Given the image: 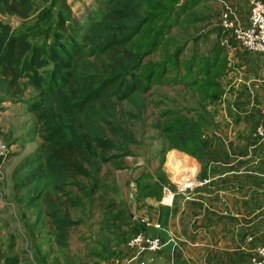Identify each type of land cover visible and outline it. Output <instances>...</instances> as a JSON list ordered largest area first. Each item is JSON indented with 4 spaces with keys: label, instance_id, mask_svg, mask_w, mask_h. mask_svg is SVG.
<instances>
[{
    "label": "trees",
    "instance_id": "1",
    "mask_svg": "<svg viewBox=\"0 0 264 264\" xmlns=\"http://www.w3.org/2000/svg\"><path fill=\"white\" fill-rule=\"evenodd\" d=\"M103 2L105 6L93 13L81 32L67 0H0L1 14L24 20L14 28L0 19V104L25 103L35 115L42 139L12 172L14 188L22 192L14 202L33 213L34 227L44 228L48 220L56 244L66 249L71 229L82 222L71 217L70 209L83 204L81 193L89 192L91 197L104 186L110 189L103 182L105 165L122 169L124 158L135 155L131 146L139 145L140 140L128 128L129 123L144 119L154 80L164 79L169 67L178 68L185 45L194 38H187L184 45L174 43L178 45L174 53L162 61L146 59L155 47L164 45L162 40L175 27L203 20L202 15L194 22L181 20L202 0H182L181 4L179 0ZM161 18L159 32L144 36L151 23ZM187 34L190 36L188 30ZM224 53L218 44L208 56H191L188 68H195L199 76L188 72L175 83L182 81L190 89L209 90L214 92L212 98L219 97L223 89L216 78L228 69ZM193 111L200 109L188 113ZM182 113L164 110L152 126L160 130L163 140H170L169 148L203 160L209 144L202 139L200 125L207 120H178ZM10 139L11 135H5L6 141ZM162 173L160 180L139 183L138 198L161 197V182H168ZM86 180L92 181L90 188ZM71 187L76 194H69ZM114 206L112 202L109 207ZM120 212L124 213L119 210L117 214ZM143 229L142 224L137 226L134 235ZM0 259L2 264H20L17 255H4L1 249Z\"/></svg>",
    "mask_w": 264,
    "mask_h": 264
},
{
    "label": "crops",
    "instance_id": "2",
    "mask_svg": "<svg viewBox=\"0 0 264 264\" xmlns=\"http://www.w3.org/2000/svg\"><path fill=\"white\" fill-rule=\"evenodd\" d=\"M224 5L232 7L242 24L246 25L249 21L246 0H215L214 8L211 6L210 10L206 0L198 5L204 10L202 21L207 22L204 23V38L214 33V43L206 56L216 45H222L230 77L229 84L221 87L227 92L225 96L229 99V106L227 111L224 108V118L217 120L210 130L214 135L213 141L203 158L202 173L212 178V187L203 189L197 201H188L183 208L180 207L182 200L163 193L159 199L152 196L140 199L139 183L147 180V174L150 178H159V170L155 171L153 164L146 163L150 154L146 152L144 156L135 152V155L124 158V168L105 165L102 175L109 172L110 176L118 175L122 171L134 174L130 185L138 201L136 210L130 209L128 196H119L102 187L107 192L101 188L92 195L87 205L81 204L83 211L78 212L81 208H74L77 215L71 211V217L82 222L71 229L70 247L66 249L56 244L48 220L46 227H34L36 217L23 207L20 218L29 238L26 240L22 235L21 219L11 212V217L16 219L17 224L19 220L20 224L15 231L7 225L0 229V249L4 255H17L20 264H125V243L141 225L140 217L150 213L162 224V229H151V232L161 235L167 244L147 264H251L257 246L264 239V202L261 194L264 138L257 134L259 125L264 128V54L242 49L232 35L221 28L220 15ZM22 103L5 101L0 104V131L5 128L6 132L15 122L10 107ZM2 125L4 128H1ZM34 133L38 147L42 139L37 130ZM34 151H27L19 144L11 146V152L17 153V157ZM184 153L174 150L169 156L186 157ZM167 178L168 182H161L162 187L171 184L168 175ZM114 186L110 188L116 189L117 183ZM104 193L105 198L99 199V195ZM112 202L116 206L109 207ZM143 203L147 209H144ZM7 208L12 211L10 206ZM119 210L124 213L117 214ZM9 225L12 226L11 223Z\"/></svg>",
    "mask_w": 264,
    "mask_h": 264
},
{
    "label": "rangeland",
    "instance_id": "3",
    "mask_svg": "<svg viewBox=\"0 0 264 264\" xmlns=\"http://www.w3.org/2000/svg\"><path fill=\"white\" fill-rule=\"evenodd\" d=\"M181 1L182 0H179L178 3L181 4ZM206 2L209 5V10L211 9V6H213L214 8L215 0H206ZM67 3L70 6L74 19L76 20L78 29L81 30V32H84L82 26L85 24V22H87L88 19L92 17L93 13L98 11L100 7L105 6L103 0H67ZM43 5H44L43 3H40L39 6H43ZM201 8H202L201 6H197L195 9L189 11L185 15H182L181 20L184 19L187 21L192 20V22H194L193 19L197 18L198 16H201L202 13L204 12V10ZM0 19L10 22L14 28H18L24 22V20H22L17 16L3 15L1 13H0ZM180 22L182 23L183 21ZM204 23L207 24V22L204 21L196 22L195 19V22L189 24L188 26L179 25L175 27V29L171 30V32L168 34V37L162 40L163 41L162 43H164V45H162L161 47H155L154 54L148 56V58L146 59L147 61L150 62L162 61L167 56L169 55L172 56L176 48L175 46H178L177 44L184 45L186 43L187 38L189 37L194 38V40L191 39V41L185 45L186 53L185 55H182L178 59L180 61L178 68H176L173 64L174 67H169L171 71L168 72L169 75L164 77V79L154 78L155 80H154L153 88L149 93V99H148L150 103L144 115V119L141 121L132 120L131 123H129L130 125L128 126V128L131 131H133L137 136V138L140 140L139 145H132L131 148L134 150V152H139L137 153L139 155L143 154L145 156L146 152L147 154H150V156L146 158V163L150 164L151 166L153 164V168H155V171L159 170L158 172L159 178H150V174H147L148 176L147 181L154 182V180L161 179L163 175L162 172H165L166 176L168 175V177L170 176L171 178V175L168 173V167L166 166V161L168 156L174 150L187 152L179 148H169L167 143L169 139L168 140L160 139L159 137H162L163 134L152 126L154 122L162 118L160 116L162 115V112L164 110L183 111L181 116L177 117L178 120H184L183 118L187 120H197L200 119V117L202 120H207L205 124H201L200 126L203 134L202 139L204 141H207L208 144L210 145V142L213 141V136H214L212 133H210V130L212 129V127L215 126L217 120H219L220 118H224V108L226 107V111H227V108L229 106V99H227V97L225 96V94L227 93L226 91H222L219 97L216 96L215 94L216 97L214 96L212 98L211 95L214 92L211 93L209 90L189 89L187 86L184 85L185 82L182 81H179L180 83H175V81L183 80L184 79L183 74H188V72H192V74L195 77L199 76L195 68L191 70L188 68V61L189 58H191V56L195 54L199 58H202L204 55L207 54L209 47H211L214 43V33H210L209 38L207 39L204 38L203 29L206 27ZM161 27H163L162 18L156 22L151 23V25L148 27V29H146V31L143 34L144 36H146L147 34L149 36L151 34L152 36V33L155 32L154 33L155 36L156 32H159ZM187 30L190 36H188ZM152 43L153 41H150L149 45H152ZM174 43L177 44L175 45ZM139 44L140 43L137 42V46ZM216 79L219 80L221 87L224 85H228L229 84L228 82L230 81L228 69L225 74L218 73ZM7 102H11V101H7ZM7 105L8 104H4L3 106H7ZM13 106L14 109L10 107L9 111L13 114L12 118L15 119V122L12 123L11 126L12 129L10 128L6 132L4 125L1 126V128L3 127L4 130L0 131L1 133L0 140L6 142L9 146H12L13 144H17V145L19 144L20 146L26 147L27 151L32 152L37 148V143L35 142L37 136L35 135L36 133H34V131L37 130L35 115L28 110L27 105L25 103H22L21 105L15 104ZM124 106L126 108L127 103H124ZM193 108H199L200 112L194 113L193 111L191 113H188L189 110H193ZM169 118L170 116L167 117L166 119ZM166 119L164 121H167ZM10 133L12 136L11 139L9 141H6L5 135H9ZM41 143L42 141H39L38 146ZM17 147L18 146H16L15 148ZM17 152L19 153L21 151H17ZM16 154L17 153L9 154L8 162L5 166V169L7 171L6 184H5L6 186L2 190V192L4 193L6 199L10 201L18 200V198L22 195L21 191L16 190L14 188V183L16 182V179L13 177L12 172L17 167V165L24 160V157L27 154L20 155L18 157ZM195 159L200 163L201 171H202L203 163H204L203 160L201 161L196 157ZM110 175H111L110 172L105 173V176L103 175L104 177L103 182L111 187H115L114 185L115 183H117V187L116 189H112V188L108 189V192L114 194L116 193L119 196L120 195L128 196L130 198V201H128L129 202L128 204L130 205V209L136 210L135 207H138L137 205L138 201H136L135 191H132L131 189L132 186L130 185L131 178L132 179L134 178V174L133 173L131 174L129 171H122V172H118V175L116 174L115 175L112 174V176ZM82 180L85 179L82 178ZM87 182H88L87 185H89L90 188L91 187L90 184L92 181L89 180ZM102 190L103 192L107 191V189L105 188H102ZM68 192L71 195L77 193V191H75V188L72 187L68 189ZM131 192H133L132 195ZM79 196L83 199V204L85 203V205H87L89 203V200L91 198L89 192H85V194L81 193ZM19 206L20 205H17V209H16V214L18 218L21 217L20 213H21V209L23 208V206L20 207ZM78 208H81V206L75 207V209ZM144 209H147V207L144 206ZM70 210L72 212L73 211L76 212V214L74 212L73 214L75 215L78 214L77 211L74 210V208H71ZM12 211L11 210L8 211V208L5 207L4 210L0 212V229H4L6 225L12 231H15V228L18 229L19 226L17 224L16 219L14 217L13 218L11 217ZM81 211H83L82 208L78 212ZM8 221L12 224V226L9 225L10 223ZM21 228L24 229L22 235L27 240V238H29L28 231L26 228H24V222L22 221V219H21ZM5 234L3 235V237H5Z\"/></svg>",
    "mask_w": 264,
    "mask_h": 264
},
{
    "label": "built area",
    "instance_id": "4",
    "mask_svg": "<svg viewBox=\"0 0 264 264\" xmlns=\"http://www.w3.org/2000/svg\"><path fill=\"white\" fill-rule=\"evenodd\" d=\"M249 4V21L244 25L239 20L237 13L230 5H224L220 15V26L223 30L228 31L237 44L249 52L264 54V1L263 0H246ZM257 134L264 138V128L262 125L257 127ZM11 153V146L0 140V212L5 207L10 206L15 217L17 205L7 201L2 190L6 184L7 171L5 166L8 162V156ZM187 158L186 163L188 171L181 167L180 163L172 160L168 156L166 166L171 184L162 187L163 194L168 196H180L183 204L188 201H197L203 189L212 187V178L203 176L200 163L195 157L184 153ZM194 159V160H193ZM196 161V162H194ZM170 163V165H169ZM264 178V174H263ZM261 194L264 202V179L261 186ZM140 224L144 229L132 236L125 243V252L127 261L125 264H147L152 260L154 255L164 249L167 242L161 235L154 234L151 229H162V224L154 217L153 214H143ZM18 224L20 221L18 220ZM251 264H264V239L257 246L251 261Z\"/></svg>",
    "mask_w": 264,
    "mask_h": 264
},
{
    "label": "bare ground",
    "instance_id": "5",
    "mask_svg": "<svg viewBox=\"0 0 264 264\" xmlns=\"http://www.w3.org/2000/svg\"><path fill=\"white\" fill-rule=\"evenodd\" d=\"M174 156V157H173ZM185 156H181V155H172V156H170V158L172 159V160H176L178 163H180L181 165V167H184V170L185 171H188L189 169H188V166L189 165H187V163H186V159L185 158H187V157H185ZM169 165H170V163H169Z\"/></svg>",
    "mask_w": 264,
    "mask_h": 264
}]
</instances>
